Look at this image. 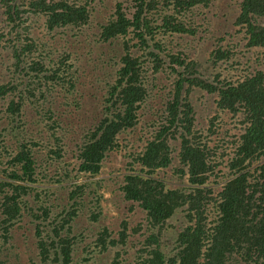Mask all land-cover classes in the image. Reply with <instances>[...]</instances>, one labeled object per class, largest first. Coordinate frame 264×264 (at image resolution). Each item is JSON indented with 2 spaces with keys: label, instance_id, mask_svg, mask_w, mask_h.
I'll list each match as a JSON object with an SVG mask.
<instances>
[{
  "label": "trees",
  "instance_id": "16d2710c",
  "mask_svg": "<svg viewBox=\"0 0 264 264\" xmlns=\"http://www.w3.org/2000/svg\"><path fill=\"white\" fill-rule=\"evenodd\" d=\"M93 1L0 0V249L11 240L14 225L28 214L41 264H74L78 238L71 236V223L85 207L90 219L101 212L98 203L90 205L85 199L86 192L99 184L74 180L100 174L110 152L119 147V137L140 125L141 110L158 98L162 85L163 109L154 114L148 136L139 138L141 149L127 162L120 190L126 202L145 213L134 233L146 229L161 235L174 230V216L182 210L187 225L175 233L172 248L167 239L161 242L152 234L137 263L264 264V71L227 76L224 68L216 77L223 83L218 87L197 76L198 62L185 52H172L164 41L156 40L161 30L196 37L203 28L184 21L186 15L210 6L212 0H110L113 13L99 24L95 42L111 50L119 41L121 51L112 57L119 67L116 78L106 83L97 115L88 126L78 125L68 119L74 115L72 108H63L81 107L71 98L75 75L66 68L74 67L67 61L92 32ZM233 7L234 35L225 32L227 37L219 41L228 43L236 36L247 51L264 56V0H235ZM42 22L46 34L39 39L30 30ZM71 30L75 34L68 38ZM69 39L74 40L72 45ZM51 42L61 51H53ZM236 47L218 46L208 61L237 72L241 63ZM161 76L168 84L158 80ZM196 87L217 96L220 112L241 115L240 144L236 142L227 164L229 174L221 181L212 180L216 164L196 129L190 101ZM32 112L37 134L45 132L41 125L47 127L46 138L27 129L23 120ZM70 154L77 162L75 174L64 162ZM166 170L179 185L172 187L163 179L160 173ZM44 184L57 186H39ZM26 197H31L32 206ZM128 231L124 225L116 239L108 228L98 231L93 243L100 248L107 243L125 247ZM119 257L113 264H121Z\"/></svg>",
  "mask_w": 264,
  "mask_h": 264
},
{
  "label": "rangeland",
  "instance_id": "374dc122",
  "mask_svg": "<svg viewBox=\"0 0 264 264\" xmlns=\"http://www.w3.org/2000/svg\"><path fill=\"white\" fill-rule=\"evenodd\" d=\"M234 2L235 0H212L210 6L205 8L197 7L187 13L184 21L195 22V26L203 28L196 37L166 33L161 30L156 40L164 41L166 48L172 52H185L187 57L189 56L192 60L198 62L197 70L199 73L197 76L203 81L208 80L218 84V87H221L223 83H218L216 77L224 68L227 76L234 73L241 75L246 72L264 71V56H261L260 52L251 53L247 51L244 46L245 43L240 42L238 37L230 36V38L234 39L228 38V43H225L224 40L219 41L220 38L226 36L224 35L225 32H231L234 35ZM229 3H231V7H229ZM113 6L114 3L110 0H103V4L99 0L92 2L91 7L94 14L89 25L92 28V32L88 38L81 39L80 45L72 53V58L67 61L68 65L74 66L66 68L68 73L75 75L73 81L74 93L71 98H76L81 107L79 110L74 106H63V108H72L74 115L71 114L68 119H73L78 125L87 124L88 126L97 115L100 100L106 92V83H111L115 77L117 66L112 61V57L115 53L119 54L121 51L119 41L111 46L113 47L111 50H109V45H96L95 42V35L99 33V24L104 25L108 21L113 13ZM44 28L45 24L43 22L42 24L33 25L30 30L32 36L42 39L44 34H46ZM74 34L75 31L71 30L68 38ZM65 41L61 43L64 44ZM73 42V39L67 41L70 45ZM231 43L237 45L235 50L241 63L237 72L226 67L225 64H220L216 68L208 61L210 52L213 49L218 46L225 48L227 44ZM50 44L53 51H61L56 42H51ZM93 44L96 46L94 47ZM262 54L264 55V53ZM54 56L59 55L55 54ZM158 80L168 84L163 76L159 77ZM161 87L162 85L158 86V98L149 100L148 105L141 110L140 125L131 134L124 133L119 137V147L110 152L100 174L96 177H79V179L74 180L75 183L88 184L97 182L99 184L98 187L93 185L91 191L86 192L85 199L88 200L90 205L98 203L101 210L99 217L90 219V210L85 207L74 222L71 223V236L78 238L77 246L73 253L74 264H113L117 254H120L119 262L121 264H138L137 260H139L140 252L146 246L145 241L152 234L156 238H161V242L167 239L169 248H172L177 238L175 233L180 232L182 227L187 225L186 215L182 210L178 211L176 216H174L177 220L174 230L163 231L161 235L157 234V231L146 229L141 231L138 229L134 233L133 230L138 228L137 224L145 220V213L140 208L126 202L120 190L127 162L131 160L130 157H133L141 149L142 142L139 138L144 139L148 136L151 131L150 124L156 119L154 114L157 110L163 109L165 91L159 92ZM60 92L63 91L60 90ZM72 99H70V103ZM216 100V95H210V93L198 87L193 88L190 93V101L196 113V129L202 132V135L199 134L202 137L201 142L210 147L211 159L216 164L214 165L216 166V171L212 177L215 182L224 180L223 176L229 174L227 169L228 160L238 145L236 142L240 140V136L243 133L240 123L241 115L235 116L234 114L220 112L217 110ZM33 116L35 117V113L32 112V115L27 116L23 120L27 129L34 132V135L38 138H46L48 134L47 127L41 125L40 129H44L45 132L42 135H38ZM214 118L217 119L214 121L213 133L210 134L209 128ZM62 119H65V117H62ZM238 143L240 144V142ZM171 144L177 146L178 142H171ZM71 155H68L64 162H68V170L75 174L77 162L75 159H71ZM49 171L51 175L55 174L53 168L49 169ZM160 174L170 186L173 187L180 184L172 171L166 170ZM39 186L54 188L57 185L44 184ZM213 187L216 186L213 185ZM218 190L217 188L216 191ZM60 193L62 192L60 191ZM26 199L29 201V205L32 206L31 197H26ZM34 210L36 209L34 208ZM100 210H96V212L98 213ZM124 225L130 230L127 232L128 238L125 247L107 243L104 248L102 246L100 248L93 243L95 234L107 228L111 232L112 238L116 239L117 233L123 230ZM10 234L12 236L11 240L3 244L0 249V264H41L37 257L38 252L34 246V226L28 214H25L24 218L14 225ZM1 235L2 232H0V241L2 240ZM172 255H174V251Z\"/></svg>",
  "mask_w": 264,
  "mask_h": 264
}]
</instances>
